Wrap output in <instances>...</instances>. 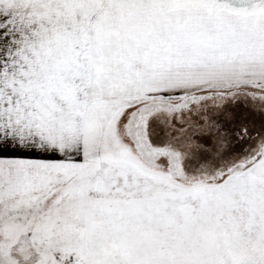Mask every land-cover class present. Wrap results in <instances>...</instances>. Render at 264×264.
<instances>
[{"label":"snow or ice","instance_id":"6c2138e0","mask_svg":"<svg viewBox=\"0 0 264 264\" xmlns=\"http://www.w3.org/2000/svg\"><path fill=\"white\" fill-rule=\"evenodd\" d=\"M0 264H264V0H0Z\"/></svg>","mask_w":264,"mask_h":264}]
</instances>
